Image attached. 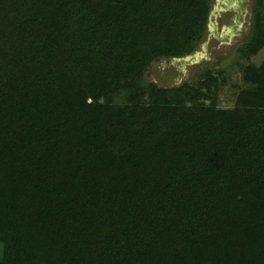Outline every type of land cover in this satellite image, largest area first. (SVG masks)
<instances>
[{"label":"trees","instance_id":"16d2710c","mask_svg":"<svg viewBox=\"0 0 264 264\" xmlns=\"http://www.w3.org/2000/svg\"><path fill=\"white\" fill-rule=\"evenodd\" d=\"M210 8L0 0V264H264V0L235 80L144 81Z\"/></svg>","mask_w":264,"mask_h":264},{"label":"rangeland","instance_id":"374dc122","mask_svg":"<svg viewBox=\"0 0 264 264\" xmlns=\"http://www.w3.org/2000/svg\"><path fill=\"white\" fill-rule=\"evenodd\" d=\"M256 0H247L245 6L247 7V13L244 17V21L239 28L238 35L231 37L229 43L224 45L218 44L213 37V33L210 31L220 30L225 27L229 22L228 20L232 17V12L222 13L215 18H210L207 25V30L203 39L198 44L194 53L200 54L203 59L197 64L187 66L184 71L180 68L178 63H173L172 60L158 59L153 61L148 67L144 81L145 83H154L159 87H173L178 86L183 82H191L198 79L199 73L203 69H227V75H232V79L235 80L238 66L236 64V48L241 45L249 36L251 28V16H252V5ZM214 0H210V10L214 5ZM210 24V25H209ZM223 44V43H222ZM264 57V49L257 54L256 57L251 59L254 65L260 64ZM230 91H226L222 94L221 105L224 107H230L233 104V98Z\"/></svg>","mask_w":264,"mask_h":264},{"label":"water","instance_id":"95a60500","mask_svg":"<svg viewBox=\"0 0 264 264\" xmlns=\"http://www.w3.org/2000/svg\"><path fill=\"white\" fill-rule=\"evenodd\" d=\"M246 1L247 0H215V3L209 13V20L210 18L219 16L222 12L232 11L238 15L235 18V25L229 28H223L221 36L217 37L220 42L229 43L231 37L238 35L239 28L244 21L245 13L247 11L246 7L244 6ZM203 57L200 54L193 53L182 58L172 59V62L178 63L182 71H184L185 67L197 64L203 59Z\"/></svg>","mask_w":264,"mask_h":264},{"label":"flooded vegetation","instance_id":"af4514ba","mask_svg":"<svg viewBox=\"0 0 264 264\" xmlns=\"http://www.w3.org/2000/svg\"><path fill=\"white\" fill-rule=\"evenodd\" d=\"M214 2H215V0H214ZM246 4V3H245ZM245 4H244V6H245ZM246 7V6H245ZM246 10H247V7H246ZM229 12H232V11H229ZM222 13H226V12H222ZM221 13V14H222ZM233 13V15H232V17H230V19L228 20V24L225 26V27H231V26H233V25H235V18L238 16L237 15V13H235V12H232ZM246 13H247V11H246ZM246 13H245V15H246ZM225 27H223V28H225ZM223 28L220 30V33H217V30H214V32L213 31H210L209 30V33H213L211 36L213 37V39L218 43V44H220V45H224L225 44V42H220L218 39H217V37H220L221 36V32H222V30H223ZM234 37V36H233ZM230 42V41H229ZM223 43V44H222Z\"/></svg>","mask_w":264,"mask_h":264}]
</instances>
